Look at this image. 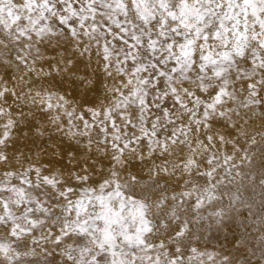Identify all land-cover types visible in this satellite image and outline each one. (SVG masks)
<instances>
[{
	"label": "snow or ice",
	"instance_id": "snow-or-ice-1",
	"mask_svg": "<svg viewBox=\"0 0 264 264\" xmlns=\"http://www.w3.org/2000/svg\"><path fill=\"white\" fill-rule=\"evenodd\" d=\"M0 264H264V0H0Z\"/></svg>",
	"mask_w": 264,
	"mask_h": 264
},
{
	"label": "rangeland",
	"instance_id": "rangeland-1",
	"mask_svg": "<svg viewBox=\"0 0 264 264\" xmlns=\"http://www.w3.org/2000/svg\"><path fill=\"white\" fill-rule=\"evenodd\" d=\"M250 258L252 259V262H253V261H256V260L260 259V253L257 252L256 255H255L254 257H252V256L250 255Z\"/></svg>",
	"mask_w": 264,
	"mask_h": 264
},
{
	"label": "bare ground",
	"instance_id": "bare-ground-1",
	"mask_svg": "<svg viewBox=\"0 0 264 264\" xmlns=\"http://www.w3.org/2000/svg\"><path fill=\"white\" fill-rule=\"evenodd\" d=\"M2 171H3V170H2V169H0V173H2ZM250 255H251V254H250ZM255 262H256V261H253V264H255Z\"/></svg>",
	"mask_w": 264,
	"mask_h": 264
}]
</instances>
